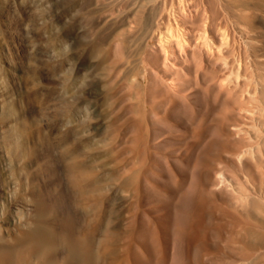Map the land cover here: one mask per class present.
Instances as JSON below:
<instances>
[{
    "label": "rangeland",
    "instance_id": "obj_1",
    "mask_svg": "<svg viewBox=\"0 0 264 264\" xmlns=\"http://www.w3.org/2000/svg\"><path fill=\"white\" fill-rule=\"evenodd\" d=\"M160 1L164 0L152 3L156 2L164 13L168 9L165 14L170 18L177 13L180 4L187 12L188 7L206 8L209 14L215 15L225 45L223 54L230 56L235 66L232 68L235 72L230 70L227 74L233 72L236 77L240 72L239 84L245 79L247 84L242 85L245 89L249 87L233 91L237 84L234 81L231 91L216 88V96L200 93L196 100L192 98V105L207 131L199 139L213 161V169L221 171L227 182L237 187V192L254 200V205L247 203L246 206L250 205L253 213L250 221L262 237L253 238L255 246L250 251L249 261L264 264V0H188L189 3L187 0H179L181 3L166 0L161 4ZM139 2L0 0V230L9 235V239L34 226L41 199L52 207L48 210V221L58 226V230L61 226L57 218L65 213L82 221L81 213L85 209L75 204L74 188L66 171V163L72 159H76L90 176L87 184L96 194L92 215L101 213V229L111 239L110 249L118 252L123 246L131 215H141L158 206V203H141L143 189L151 184L156 191L171 189L170 172L160 164L164 161L171 165V156L156 164L157 170L146 173L148 177L145 174L139 177L124 171L131 162L130 157L117 155L130 143L128 138H122L127 114L123 120L119 119L125 113L118 100L122 95L111 82L104 55L114 48V35L126 29L124 15L138 8ZM124 31L128 37L127 30ZM111 50L113 58L115 50ZM139 51L141 48L137 47L136 52ZM235 92L240 96L235 98ZM163 112L157 114L162 116ZM156 117L153 114L146 118V125L156 124L160 128L162 124ZM184 118L189 130L188 140L178 144L179 148L172 153L177 158L197 139L194 129L200 127ZM236 126L243 134L233 129ZM163 139L160 137L156 141ZM133 161L139 162L137 158ZM59 199L63 202L61 208L56 206ZM133 204L138 206L135 209L138 212L130 210ZM239 204V215L243 217L244 207ZM160 214L156 210L151 216L157 218ZM102 231L97 234L98 239L105 237ZM226 245L225 241L220 243L222 248ZM234 245L213 252L234 248L233 252H237L241 260L238 256L235 259L244 262L241 257L243 242ZM161 250L160 247L153 252L152 264H160Z\"/></svg>",
    "mask_w": 264,
    "mask_h": 264
},
{
    "label": "bare ground",
    "instance_id": "obj_2",
    "mask_svg": "<svg viewBox=\"0 0 264 264\" xmlns=\"http://www.w3.org/2000/svg\"><path fill=\"white\" fill-rule=\"evenodd\" d=\"M152 2L153 0H140L138 8L124 15L126 29H121L114 35V48L105 53L104 61H108L107 70L112 84L117 85L122 95H119L118 100L125 113L119 119L123 120L127 114L123 120L122 138H128L130 143L117 153L118 156L131 159L124 171L140 177L155 171L156 164L164 159L167 161L171 156V165L164 161L160 163L170 172L168 177L171 179V189L156 191L152 184L143 189L141 203H158V206L150 212L131 215L123 246L118 252L110 249L111 239L101 229V213L92 215L91 208L94 207L96 194L87 184L90 176L76 159H72L66 163V171L74 188V202L85 209L81 213L82 221L71 213H65L57 218L61 226L58 230V226L55 227L48 221V210L52 207L41 199V209L34 226L20 231L12 239L0 230V264H152L153 252L160 247V264H251L253 261H249L250 251L255 246L253 238L262 237L261 233L255 231L252 220L250 221L253 214L249 209L250 205L248 204V208L246 206L247 203L254 205V200H248L241 189L240 193L237 192V187L229 184L221 171L213 169V161L199 139L207 131L201 126L202 118L196 114L192 105V98L196 100L195 97L200 93L215 95L216 88L224 92L231 91L234 81L237 84L233 91L236 88L238 92L248 90L249 87L245 89L246 86L242 85L246 76L241 84L239 70L234 77L233 59L223 54L222 48L225 45L220 28L215 23V15L209 14L206 8L199 10L188 7L187 12L184 11L185 8H180V4L177 13L173 12L174 16L170 18L165 14L168 9L164 13L156 6V2L155 5ZM124 30H127L128 37ZM137 47L141 48V52H136ZM111 49L115 50L113 58ZM230 70L233 71L231 75L227 74ZM188 92L191 93L186 95ZM248 93L249 91L246 94ZM236 96L239 97L240 93L235 98ZM162 111L164 114L159 116L157 112ZM153 114L158 116L157 122L162 124L160 128L156 124H151V127L146 125L145 119ZM184 117L200 127L194 129V137L197 139L177 158L172 153L175 154L178 144H184L189 134ZM238 127L233 129L239 130ZM160 137L164 139L156 141ZM198 149L200 151L197 154ZM135 158L139 162H134ZM62 203L60 200L56 206L60 207ZM238 203L244 207V211L240 209L243 217L239 215ZM135 204L130 210L137 209ZM156 210L161 214L153 218L151 213ZM240 230L242 232L239 235ZM100 231L106 235L98 239ZM214 240L218 243L213 244ZM222 241L226 242L228 248L236 246V242H243L241 257L244 262L235 259L239 257L241 260L237 252H233L234 248L232 251L214 253V249L221 250L227 246L222 248ZM143 249L148 251L147 254Z\"/></svg>",
    "mask_w": 264,
    "mask_h": 264
}]
</instances>
